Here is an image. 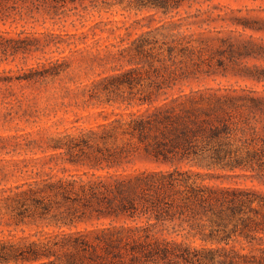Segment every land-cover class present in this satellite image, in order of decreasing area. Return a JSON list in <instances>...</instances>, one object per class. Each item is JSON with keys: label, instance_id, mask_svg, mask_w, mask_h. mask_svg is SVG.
<instances>
[{"label": "trees", "instance_id": "obj_1", "mask_svg": "<svg viewBox=\"0 0 264 264\" xmlns=\"http://www.w3.org/2000/svg\"><path fill=\"white\" fill-rule=\"evenodd\" d=\"M85 1L0 0V23L24 6L65 17L69 6ZM88 1L98 10L115 5ZM191 1L129 0L127 10L167 16ZM22 35L0 31V63L30 51L35 40ZM117 61L125 68L104 77L90 100L121 113L53 140L59 161L74 171L1 193L0 210L16 226L43 230L42 240H0V264H264V92L182 89L217 75L264 84V66L249 65L264 62V44L187 34L171 23L127 39ZM10 73L0 72V97L15 81L29 79ZM142 154L165 168L129 170ZM239 176L263 188L224 183ZM239 242L259 247L231 246Z\"/></svg>", "mask_w": 264, "mask_h": 264}, {"label": "rangeland", "instance_id": "obj_2", "mask_svg": "<svg viewBox=\"0 0 264 264\" xmlns=\"http://www.w3.org/2000/svg\"><path fill=\"white\" fill-rule=\"evenodd\" d=\"M128 1L111 0L115 5L98 10L87 0L83 6L77 5L70 11L73 6H69L65 17L49 15L43 8L24 6L19 14L13 13L5 23H0V31L11 37L16 38L23 32L22 37L35 40L30 51L8 56L0 63V72L11 71L12 77H29L12 83L0 97V198L3 191L25 182L46 175L61 177L62 169L73 172L74 168L59 161L58 152L51 149L53 140L66 132L74 133L77 127L95 126L105 117L121 113L117 107L94 106L96 101L90 100V96L104 77L125 68V64L117 61V54L119 46L127 39L161 25L176 23L182 24V31L187 34L253 39L264 44V0H196L183 4L167 16L161 10L140 11L133 6L127 10ZM242 19H247L254 29H244ZM254 63L264 66L262 61H249V65ZM53 70H59V75H50ZM230 86L264 92L263 83L242 81L232 75L202 77L188 82L182 89L189 92ZM58 161L60 164L56 167ZM157 168L165 167L143 154L129 165V170ZM212 182L219 184L221 181ZM224 183L263 188L256 180L242 176ZM6 212L0 210V215L4 216L0 240L14 243L42 240L43 228L16 226L9 213L4 215ZM193 245L201 243L197 241ZM231 246L244 252L259 247L245 242Z\"/></svg>", "mask_w": 264, "mask_h": 264}]
</instances>
